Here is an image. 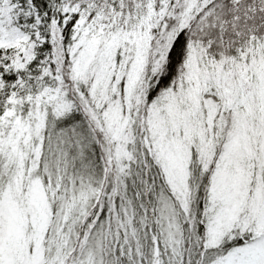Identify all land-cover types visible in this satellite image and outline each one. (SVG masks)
<instances>
[{"label": "snow or ice", "instance_id": "obj_1", "mask_svg": "<svg viewBox=\"0 0 264 264\" xmlns=\"http://www.w3.org/2000/svg\"><path fill=\"white\" fill-rule=\"evenodd\" d=\"M0 264H264V0H0Z\"/></svg>", "mask_w": 264, "mask_h": 264}]
</instances>
